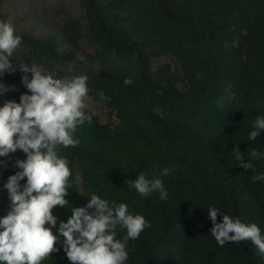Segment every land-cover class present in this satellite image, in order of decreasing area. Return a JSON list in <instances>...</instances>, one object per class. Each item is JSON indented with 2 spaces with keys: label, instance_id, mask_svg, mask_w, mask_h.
Wrapping results in <instances>:
<instances>
[{
  "label": "trees",
  "instance_id": "trees-1",
  "mask_svg": "<svg viewBox=\"0 0 264 264\" xmlns=\"http://www.w3.org/2000/svg\"><path fill=\"white\" fill-rule=\"evenodd\" d=\"M79 2L82 15L79 8L64 32L95 47L100 69L80 62L76 49L60 52L56 35L19 32L25 50L14 53L17 63L42 64L59 78L86 74L89 93L109 113L110 121L103 123L88 107L92 122L73 133L80 143L61 150L73 173L66 199L79 205L86 198L77 190L95 191L145 216L148 226L128 242L127 264H264L251 241L218 245L205 212L214 204L264 232V181L251 179L264 171V161L246 170L231 155L233 144L245 153L264 150V132L247 139L251 121L264 114V0ZM167 53L176 58L175 66L154 64V56ZM71 64L76 72H69ZM21 75L17 70L0 77L15 85L0 104L18 101L27 90ZM125 76L131 84L123 83ZM100 89L107 99H100ZM164 167L166 200L128 189L126 179L140 171L159 176ZM12 171L4 169V178ZM68 207L54 212L66 219ZM6 211L7 194L0 190V215ZM50 255L41 264H71L62 249Z\"/></svg>",
  "mask_w": 264,
  "mask_h": 264
},
{
  "label": "clouds",
  "instance_id": "clouds-1",
  "mask_svg": "<svg viewBox=\"0 0 264 264\" xmlns=\"http://www.w3.org/2000/svg\"><path fill=\"white\" fill-rule=\"evenodd\" d=\"M21 42L12 20L0 18V77L19 70L20 82L27 89L20 92L18 101L7 99L0 104V190L7 194V211L0 215V264H41L61 249L71 264H127L128 242L148 226L145 216L129 210L126 202L95 191L77 190L86 198L79 205L66 199L73 188V173L61 150L78 145L80 140L73 135L77 126L92 122L93 114L87 110L88 76L59 78L42 64L17 63L14 53ZM123 83L131 84V77L125 76ZM10 88L15 85L0 81V96ZM98 95L107 99L102 89ZM262 132L264 114H257L247 139L255 140ZM233 145L231 155L244 169L264 161V150L253 147L245 153L239 144ZM18 151L22 157L14 155ZM9 167L14 171L5 179L3 170ZM168 174L167 167L160 169L159 176L140 171L125 183L141 197L158 193V199L166 200L161 176ZM251 179L264 181V171L255 172ZM57 206L70 208L71 215L61 218L54 212ZM205 212L212 222L209 233L218 245L248 240L264 258V232L256 222L242 221L211 203Z\"/></svg>",
  "mask_w": 264,
  "mask_h": 264
},
{
  "label": "rangeland",
  "instance_id": "rangeland-1",
  "mask_svg": "<svg viewBox=\"0 0 264 264\" xmlns=\"http://www.w3.org/2000/svg\"><path fill=\"white\" fill-rule=\"evenodd\" d=\"M71 7H73L74 13H69ZM81 7L79 0H1L0 3L2 15L4 18L12 20L17 32H25L34 37L56 35L60 52L76 49L80 62L84 61L87 66L98 70L101 68V64L100 60L95 58V47L86 38H79L75 32L71 31L67 34L64 32L65 26L72 17L82 15ZM24 50L23 47H19L15 53L19 55ZM153 61L154 64L169 63L172 66L177 64L176 58L169 53L156 55L153 57ZM75 65L68 66L69 72L77 71ZM87 103L92 112L99 116L103 123L110 121L109 113L104 104L96 101L90 93H88Z\"/></svg>",
  "mask_w": 264,
  "mask_h": 264
}]
</instances>
